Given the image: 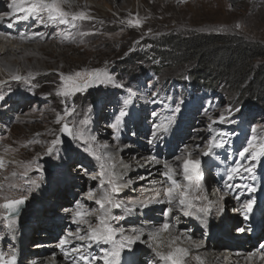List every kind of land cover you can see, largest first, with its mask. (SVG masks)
Returning <instances> with one entry per match:
<instances>
[{"label": "rangeland", "instance_id": "obj_1", "mask_svg": "<svg viewBox=\"0 0 264 264\" xmlns=\"http://www.w3.org/2000/svg\"><path fill=\"white\" fill-rule=\"evenodd\" d=\"M9 5L7 4L0 9V14L9 11L11 9ZM76 5L82 6L74 1L72 11L83 10V8L74 7ZM1 6L0 4V8ZM125 8L128 10L130 19L139 18L142 26L133 27L127 23L130 19L124 17L122 19V26L124 27L121 26L122 28L119 30H112L102 38L106 39L109 44L103 51L99 52L103 53L101 57H98L96 52L93 53L96 59L91 62L92 66L87 68L80 61L69 62L65 64L67 69L65 72L55 69L48 70L42 74V77L36 83L31 85L14 84L9 93L4 94V101L2 103L0 101L1 108L6 106L7 100L18 101L23 97L22 94L17 95V91L19 93L29 91L30 97L34 101H39L40 95L49 96L50 98L47 103L41 101L39 110H36L37 105L31 104L26 111L25 109H17L16 111H8L10 112L8 115L6 112L0 111V119L2 120V123L0 121V138L9 135V139L13 141L15 137L20 138L26 130L34 126L40 134L41 148L33 153L37 157L33 162L34 164L23 172L28 171L29 175L24 176L26 182L22 183V188L29 187L31 189L32 187L33 189L36 185L38 188L48 189V186L52 184L51 190L55 187H60L58 190L61 191L65 187L70 189L69 184L60 186L58 183L62 178L68 180L69 175H73L80 180L88 181L91 190L97 191L99 189L102 181L93 180L94 170L87 172L82 169L84 166L86 167L84 157H90V153L85 148L86 145L76 135L62 136L61 130L63 125L67 123L74 134L80 133L78 129L80 122L86 115L90 114V117L99 123L100 129L109 131L108 137L105 139L108 141L106 143L110 146L113 154L119 145L113 137L127 140L121 144L123 148L134 143L142 146L144 143L142 139L145 138L151 148V154H147L148 157L156 161L167 162V165L171 166L174 164V159H176V155L172 151L170 152L173 148L172 144L178 140L179 136L183 140L185 131L189 130L190 137L197 138L200 142L203 141L201 145L196 146L198 152L193 155V158L200 161L202 178L207 176L210 180L209 190L211 189L212 192V187L218 189V187L222 188L223 186L225 192L222 195H227L226 191H229L231 193L229 199L240 198L241 200L242 198L239 211L244 215L252 216L244 205L251 200L256 201L257 199L253 197H258L260 189L263 190L264 194V157L257 162L250 159V153H245L242 158L240 152L248 146L253 135L257 137V144L264 142V100H246L243 93L231 91L229 87L220 81L215 83L211 89L196 85L191 76L190 66L180 64L161 65L157 53L163 51L159 48V45L164 43L162 41L163 37L170 34L192 38L200 35L236 38L252 46H258L259 51H264V0H186V2H183V0H132L129 4H125ZM11 15L10 11L8 18L4 16L8 21L3 23L4 25H11L17 20L16 17H10ZM1 17L3 19V16ZM99 30V26L96 25L88 27L84 20L77 26L75 24V27H72L70 31L71 35L66 34L68 41L65 43V50L70 52L71 48L76 47L86 48V50L91 49L92 51L101 41V38L93 37V33ZM54 32H58V30ZM82 57L88 58L89 56L83 54ZM258 64H264V60H260ZM91 67L93 68L90 69ZM94 68L106 71L112 80L121 87H116L112 83H97L96 86L90 87L84 92H77L67 97L57 95L58 90L62 87L61 74L74 75L76 72L97 70ZM88 79L90 77H84L81 82H86ZM54 84H56V87L52 86ZM66 101L67 104L73 105L72 110L74 109V111H67V113L63 111L67 107ZM106 101L107 104L102 108ZM125 101H129V103L125 104ZM87 104L95 108V111H86ZM176 108H179V112L175 111ZM121 111L126 112L124 117L119 116ZM221 116L225 118L223 122L220 121ZM59 117H63V119L57 123ZM107 118H109V121L106 123ZM118 118L120 123L115 128L112 127L116 124ZM209 125H211V129ZM137 127L139 128L138 133L134 130ZM253 128L256 129L255 132L252 131ZM200 129L203 131L199 132ZM132 130L134 132H131ZM157 132L160 133L158 137H156ZM136 134L139 136L131 139ZM131 135L133 137H130ZM201 135L202 137H200ZM213 137L217 142L222 140L226 143L223 147L210 149L209 142ZM57 139L61 143L58 147L56 145L59 143L53 144V141ZM205 152L209 154L204 155ZM116 157L115 153L113 158ZM2 158L20 163V167L23 169L27 166L21 158H8L3 155ZM63 163H65V166H63ZM251 165H255L252 173L244 170ZM60 166L63 167L59 168ZM77 166H81V168L76 169ZM233 168H239V171L233 172ZM166 171H168V168L161 167L153 178L145 180L143 182L145 185L140 187L139 185L142 184L135 183V181L143 180L139 176L131 180V183L118 184L119 186L129 185L127 191L120 194L116 193L113 196L115 203L120 205L118 208H121L129 197H137L140 191L149 196L154 194L159 187L157 186V180L166 178L164 175ZM82 173H86V175H79ZM253 173L255 178H253ZM217 174L221 175V178L216 177ZM229 176L234 177V181L230 182ZM56 178L58 180L55 185L53 181ZM79 182L75 187L76 189L83 187V182ZM216 183L220 185L216 187ZM229 183L231 185H227ZM250 184L251 189H255L252 195H249L247 188ZM201 185L199 183L193 189L198 191ZM226 186L231 187L228 189ZM161 188L164 189L166 186L163 185ZM148 191L151 192L146 193ZM84 192L83 196L89 198L88 187L83 190L82 194ZM19 194L16 193L11 199L21 198ZM69 197H67V201L60 203L59 207L57 204L51 203L53 209L56 208V210L54 209L56 215L65 216L66 214L62 212L63 209L74 210L76 208L77 203H79L78 199ZM97 200H95V204H97ZM240 200H238L239 203ZM27 202L28 199L26 198L21 210ZM260 202L264 204V198ZM231 203L237 202L231 201ZM105 206H107L106 202ZM53 209L52 211H54ZM262 210L264 212L263 207ZM83 211V213H89L86 208H83ZM222 211L223 216L230 214L226 210ZM91 213V215H85L87 220L92 221L95 220V216L97 218L101 216V212L98 210H92ZM118 213L114 217H118ZM6 215L5 210L4 219ZM158 215L168 216V212L165 209L163 213H158ZM17 216L16 214L13 217ZM247 216L245 215V217ZM188 217V215H185V222H190ZM176 218L175 214L174 220ZM135 219L140 221L139 225L141 227L145 226V221H148V218L143 214L140 219L137 216H135ZM196 219L193 220L195 221L194 226L198 227L200 218L197 221ZM256 219H258L257 216ZM69 220L74 221V218L71 217ZM244 220L242 219L243 223ZM117 222L118 220H113L111 225L117 227ZM69 224L61 226L58 233L64 237L67 236V232L78 234L77 230L79 228L77 229L74 226L73 229H70ZM93 224H97V220ZM124 226L121 225L119 229H124ZM240 226L239 224L232 229L235 234ZM191 227L187 225V229H192ZM157 228L159 227L157 226ZM198 228L205 231L202 225ZM37 232L43 234L45 231L38 229ZM249 233L250 231H248ZM78 235L83 236L86 234ZM247 236L251 240L254 238L251 233ZM34 240L31 247L39 245L42 241V239L37 238ZM145 240L150 242L149 238ZM71 241H74V239ZM142 245L146 246L145 244H139L137 248L139 250L144 248ZM258 245L259 243L256 244L255 248L259 247ZM260 248L264 247L260 245ZM97 256L103 257V254L100 253ZM97 262L103 264L102 259H98ZM90 263L95 264L93 260H90Z\"/></svg>", "mask_w": 264, "mask_h": 264}, {"label": "bare ground", "instance_id": "obj_2", "mask_svg": "<svg viewBox=\"0 0 264 264\" xmlns=\"http://www.w3.org/2000/svg\"><path fill=\"white\" fill-rule=\"evenodd\" d=\"M74 1L82 5H76L74 7H78V9L83 8L82 11H85L89 17H93L84 20L85 24L88 25V27H94L95 25L99 26L100 30L98 32L95 31L96 33H93V37L101 38V41L92 51L91 49L86 50V48L75 47L71 48L70 52H67L65 50V43L68 41L66 34H68V36L71 35L70 31L72 27L70 25L49 22L47 20V14L44 16L43 23L34 16H29L25 19L26 13L20 9L21 7H27L26 2L21 4L20 0H17V3L14 5L13 0H0V4L2 5L0 9L7 4H10L9 6L11 8L9 11L1 13L2 15L0 14L1 103L4 101V94L9 93L10 88L14 86V84L24 83V85H31L32 83H36V81L42 77V74L48 70L55 69L65 72L67 71L65 64L74 61L82 62L87 68L92 66L91 62L96 59L93 53L96 52L97 56L101 57L103 53L99 52L103 51L109 44L106 39L102 38L112 30H119L124 27L122 26V19L124 17L130 19L125 4H129L132 0ZM70 10H72V8ZM10 11L12 14L10 17H16L17 20L11 25H4L3 23L8 22L5 18H8ZM1 16H3V19ZM74 23L77 26L81 24V21H75ZM55 30H58L59 33L54 32ZM72 53L79 56L77 57ZM83 54L89 57L83 58ZM92 68L93 67L90 69ZM17 76L21 77V79H15ZM52 86L56 87V84ZM55 92L57 91L55 90ZM16 93L17 95H23V97L20 96L22 97L20 99L21 101L7 100L6 106H4V108L0 107V111L6 112L7 115L10 113L8 111H16L17 109H25L26 111L31 104L37 105L36 110H39L42 103L41 101L47 103L48 99H50L49 96L40 95V100L34 101V99L30 97L31 94L29 91L20 93L17 91ZM106 104L107 101L103 104L102 108ZM66 105L67 107H65L63 111H73L72 104H67L66 101ZM86 108V111H95V108L91 105L87 104ZM98 111H100V109H98ZM84 120H88V123L83 124L82 121ZM0 121L2 123L1 119ZM82 121L78 129L83 135L77 138L86 145L85 148L88 153H90V157H84L86 167L84 166L82 169L87 172L94 170L93 174L95 176L93 180L102 181L97 191L91 190V187L89 188L90 184L88 181L84 179L80 180L73 175H69L68 180L62 178L58 183L60 186L62 184H69L71 186L70 189L65 187L61 191L58 190L60 187H55L51 190L53 187L52 184L48 186V189H41L36 185L33 188L34 190L32 187L31 189L29 187L22 188V183L26 182L24 181V176L29 175L28 171L25 173L23 172L34 164L33 162L37 157H35L33 153L35 150L41 148L40 134L37 132L38 129L35 128V126L30 127L20 138L15 137L13 141L9 139V135L0 138V160H2L4 164V167L0 168V204L6 203L7 200H13L11 198L16 193H20L19 195H21V197H26L28 199L27 204L24 205L22 210V206L20 207L21 211H19L20 214L18 213L17 217H13L16 215H10L7 209L0 208V253L4 254L5 259L15 256L16 264H73V258H78L81 254L85 257L87 256L89 260H91L92 256L100 255V253L103 254V250L111 251L112 246L109 244H97L89 240L76 239L78 234H87L89 228V223L77 224L74 222L81 218L78 217L76 213L78 211L83 213V208H86L87 212L98 210L101 212L102 216L103 210L100 209L99 204H95V200L101 198L105 191H108L110 198L114 204H116L113 196L116 193H124L129 189V185L119 186L118 184H122L123 182L131 183V180L139 176L143 178V180L135 181V183L142 184L139 185V187L143 186L145 185L143 184L145 180L153 178L161 167L163 168L164 165L167 164V162L161 160L156 161L148 157V155L151 154V148L147 144V139L144 137V139L141 138L144 142L142 146L136 143H134L136 145L125 144V148L121 146L123 142L127 141L125 138L119 139L113 137L119 144L115 152L117 157L113 158L115 153L113 154L110 146L106 143L108 141L105 139L108 137L109 131L100 129L99 123L91 118L90 114L86 115ZM105 121L107 123L109 118ZM138 129L137 127L134 130L138 133ZM134 130L131 132H134ZM198 131L201 132L203 130L200 129ZM159 134L160 133L157 132L156 137H158ZM137 136L139 135L136 134L134 137L131 135L130 137L134 139ZM200 137H202V135ZM202 142L197 138L190 137L189 130H186L183 140L179 136L178 140L172 144L173 148L170 152L172 151V153L176 155V159H174V164L172 166L169 165L170 168L174 170V172H170L169 174L174 175V178L179 183V187L174 189L172 202L170 204L168 203L169 198L165 195L164 191L171 186V182L168 181L167 178L157 180V186L159 187L154 194L149 196L140 191L137 197H129L128 201L122 204L121 208L106 202L107 206H105V208L108 210V223L110 225L114 220L111 219V216L114 217L119 212L118 217H123L121 220H118L117 227L111 225L116 229H119L121 225H125L124 229L121 228L119 229L121 231L117 232L116 239L119 240L121 236L139 235L140 237V239L131 246V252H129L127 248L122 251L119 264H130V262L131 264H164V262L157 257L156 252L160 251L167 253L173 251L175 248L187 249V255L183 257L184 264H264V248H260V245L264 247V212L262 210L264 204L260 202L264 198L263 190L260 189L258 197H253L257 200L252 205L253 208L251 210L253 211H248L252 216H247V214H245L247 216L245 217L244 213L242 214L239 211L242 198L241 200L240 198L235 200L229 199L231 195L229 191H226L227 195H222L225 192L223 186L222 188L218 187L217 190L212 187L213 191L211 192L208 186L210 180L207 176L205 177L206 179L202 178L199 181L195 178L191 181L186 180L184 178L183 165L189 159L195 161L193 155L198 152L196 146L201 145ZM60 145L61 143L57 144L56 147ZM30 154L31 156L29 157ZM2 155L8 158H21L23 163H26L27 166L23 169L20 167V163L2 158ZM96 157H99V159ZM63 164V166H65V163ZM79 168H81V166L76 167V169ZM13 173H15V175H13ZM86 173L79 175L85 176ZM217 176L221 178V175L217 174L216 177ZM233 178L234 177L229 179V181H234L235 178ZM57 180L58 178L54 179V184ZM79 181L83 182V187L76 189L75 187L80 183ZM199 183L202 184L201 187L198 188V191L194 190L193 188L197 187ZM112 184H115L119 188L118 192L111 191ZM251 184L247 186L249 195L254 194V191L251 189ZM163 185L166 186V188H161ZM218 185L220 184L216 183V187ZM227 185H231V183ZM87 187L89 190V198L83 196L85 192L82 194L83 190L87 189ZM226 187L229 189L231 186ZM150 192L148 191L146 193ZM90 193L93 195H90ZM157 193H159V195H157ZM185 193H187V200L190 207L179 204L180 198L183 197ZM69 196L73 199H78V202L83 205V207L80 209L75 208L74 210L63 209L62 212L66 214L65 216L56 215V208L54 207V210L51 203L57 204L59 207L60 203L67 201V197L70 198ZM5 198H7V200ZM238 200H240V203ZM231 201H236L237 203H231ZM168 208L172 209L171 212H168V216L158 215V213L161 214L163 210H167ZM52 209L54 211H52ZM5 210L7 212L6 217L13 218L9 220L4 219ZM222 210H226L230 214L223 216ZM185 211L189 213L188 219H190V222H185ZM142 214L148 218V221H145V226L141 227V225H139L140 221L135 219V216L140 219ZM175 214L177 218L174 220ZM256 216L258 219L255 220ZM71 217L74 218V221L69 220ZM196 218L200 219L198 220ZM83 219L90 222L92 227L98 224V218L96 216L95 220H97V224H93L95 220H87L85 216ZM195 219L196 221H200L198 227L202 225L205 231H201L197 226H194L195 221L193 220ZM242 219H245L244 223ZM67 223H70L68 226L71 227L70 229H73L75 226L77 229L79 228V230H77L78 234H73L72 236H68L67 232V236L65 237H67L68 243L62 250L59 245L60 241L65 237L58 233V229L64 224L67 225ZM164 224L169 225L167 230L163 229ZM239 224L241 226L237 229L238 232L235 234V231L233 232L232 229ZM187 225L192 226V229H187ZM157 226L159 228H157ZM38 229H43L45 232L41 234L37 232ZM248 231L254 235L252 240L247 236L250 234H248ZM156 232H159L160 235L154 240L152 236ZM35 238L42 239V241L39 245L31 247ZM146 238H149L150 242L146 241ZM72 239H74V241H71ZM258 243L259 247L255 248ZM139 244H145L146 246L142 245L144 248L141 247L142 249L139 250L137 248ZM74 248H79V252L71 251ZM65 252H69L70 255L66 257ZM197 257L199 259H197ZM97 261L98 259L93 260V263L98 264L99 262ZM102 263L105 264L104 259H102ZM76 264H87V262L77 259Z\"/></svg>", "mask_w": 264, "mask_h": 264}, {"label": "snow or ice", "instance_id": "obj_3", "mask_svg": "<svg viewBox=\"0 0 264 264\" xmlns=\"http://www.w3.org/2000/svg\"><path fill=\"white\" fill-rule=\"evenodd\" d=\"M27 3V7H21V11L26 13L25 19L29 16L37 17L41 23L44 22V16L47 14V20L52 23H59V24H65L70 25L71 27H75V21H83L90 19L88 14L85 11H72L70 10L73 6L74 0H20V3ZM183 2H186V0H183ZM17 3V0H13V4L15 5ZM127 23L133 27H141L142 23L139 18L135 20H128ZM84 77H90L86 82H81L82 78ZM15 79L19 80L21 77L17 76ZM61 81H62V87L58 90L57 95L60 96H70L76 92H84L88 88L96 86L97 83H112L116 87H121V85L116 84L115 81L112 80V78L107 74L106 71L102 70H93L91 72H76L74 75H63L61 74ZM129 103V101H125V104ZM90 110V109H89ZM67 113V110H65ZM74 111V109H73ZM176 112H179V108L175 109ZM126 115L125 111H121L119 113L120 117H124ZM63 117H59L57 119V123L62 120ZM224 117H220V121H224ZM83 124H87L88 120L82 121ZM120 123V119L118 118L116 121V124L112 125V127H116ZM215 123V121H213ZM209 128L211 129V125H209ZM64 133H66L69 136H81L82 133H73L72 129L69 127L67 123L63 125V128L61 129ZM253 132L256 131L255 128L252 130ZM257 137L253 135L251 141H249L248 146L243 149V151L240 152V156L243 158L245 156V153H250V159L259 162V160L264 157V142H261L259 144L256 143ZM60 143L59 139L54 140L53 144ZM226 141H219L217 142L215 137L212 138V140L209 142V148H218L223 147ZM208 152H205L204 155H208ZM191 155V154H189ZM99 159V157H96ZM4 164L3 161L0 160V168H3ZM165 168H168L169 171L165 172L164 175L168 179V181L171 182V186L166 188L165 195L169 198L168 203L170 204L172 202V196L174 189L179 187L178 181L174 178V175H170V172H174L173 169L170 168L169 165L165 164ZM255 165H251L249 167H246L244 170L252 173L253 168ZM184 178L186 180L191 181L193 178H195L197 181L202 179V173L200 168V161L199 160H187L184 165ZM233 172H238L239 168H233ZM15 175V173H13ZM253 178L254 173H253ZM229 179H231V176H229ZM34 183V182H33ZM111 183V182H110ZM255 191V189H252ZM111 191L112 192H118L119 188L115 185H111ZM90 195H93L90 193ZM159 195V193H157ZM7 200V198H5ZM26 197H21L16 200H7L6 203L0 204V208L7 209L10 215H16L20 211V207L25 203ZM105 202L108 204H111L115 207H119V204H114L112 199L110 198V194L108 191H105L101 197V199H98L96 201L97 204H99L100 208L103 210V215L98 218V224L95 227H92L90 222L85 221L83 217L85 215H91L92 213H81L77 212L76 215L78 217H81L80 219L75 220L74 222L77 224L82 223H89V228L86 235H77V240H89L92 242H95L97 244H109L111 245V251L103 250V257L100 256H92L91 260L96 259H104L105 264H119L120 256L122 251L127 248L129 252H131V246L136 243L137 240L140 239L139 235L136 236H121L119 240L116 239V235L118 231H121L119 229H116L112 227L108 223V210L105 208ZM255 203V201H249L244 205L245 208L248 209V211H251L252 205ZM179 204L185 207H190V204H188L187 200V193L184 194L183 197L180 198ZM83 205L77 203L76 208L80 209ZM172 209L168 208L167 212H171ZM189 213L185 212V215H188ZM123 217H111V219L114 220H120ZM7 219V217H5ZM169 228L168 224L163 225V229L167 230ZM243 230V229H241ZM73 233L69 232L68 236H72ZM160 233L156 232L153 234L152 239H157L159 237ZM68 243L67 237L62 239L60 241V247L63 250L64 246ZM90 246V245H89ZM71 251L79 252V248H74ZM70 255L69 252H65V256L68 257ZM157 257L164 262V264H184L183 257L187 255V249L182 248H175L173 251H169L167 253L157 251L156 252ZM82 260L86 261L87 264H90V260L88 257H85L84 255H79L78 258H73V264H76V260ZM197 259H199L197 257ZM0 264H16L15 256H12L8 259L4 258V254L0 253ZM131 264V262H130Z\"/></svg>", "mask_w": 264, "mask_h": 264}, {"label": "trees", "instance_id": "obj_4", "mask_svg": "<svg viewBox=\"0 0 264 264\" xmlns=\"http://www.w3.org/2000/svg\"><path fill=\"white\" fill-rule=\"evenodd\" d=\"M162 41L163 51L157 53L161 65H188L196 85L211 89L220 81L231 91L243 93L246 100H264V64H258L264 60V51L258 46L216 35L170 34Z\"/></svg>", "mask_w": 264, "mask_h": 264}, {"label": "water", "instance_id": "obj_5", "mask_svg": "<svg viewBox=\"0 0 264 264\" xmlns=\"http://www.w3.org/2000/svg\"><path fill=\"white\" fill-rule=\"evenodd\" d=\"M62 136L69 137V135H67V134L64 133L63 131H62ZM261 242H262V241H261Z\"/></svg>", "mask_w": 264, "mask_h": 264}]
</instances>
